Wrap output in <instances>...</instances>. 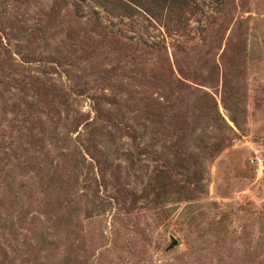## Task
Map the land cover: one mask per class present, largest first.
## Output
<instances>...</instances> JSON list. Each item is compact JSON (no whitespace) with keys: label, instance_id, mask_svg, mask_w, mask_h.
I'll use <instances>...</instances> for the list:
<instances>
[{"label":"rangeland","instance_id":"rangeland-1","mask_svg":"<svg viewBox=\"0 0 264 264\" xmlns=\"http://www.w3.org/2000/svg\"><path fill=\"white\" fill-rule=\"evenodd\" d=\"M264 0H0V264H264Z\"/></svg>","mask_w":264,"mask_h":264},{"label":"built area","instance_id":"built-area-1","mask_svg":"<svg viewBox=\"0 0 264 264\" xmlns=\"http://www.w3.org/2000/svg\"><path fill=\"white\" fill-rule=\"evenodd\" d=\"M260 172L261 173H264V164H261V166H260Z\"/></svg>","mask_w":264,"mask_h":264}]
</instances>
